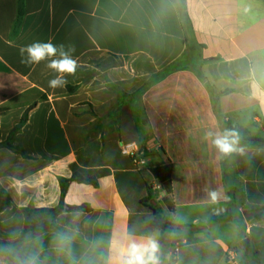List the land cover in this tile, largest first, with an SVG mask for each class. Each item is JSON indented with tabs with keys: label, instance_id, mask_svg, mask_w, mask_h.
<instances>
[{
	"label": "crops",
	"instance_id": "crops-1",
	"mask_svg": "<svg viewBox=\"0 0 264 264\" xmlns=\"http://www.w3.org/2000/svg\"><path fill=\"white\" fill-rule=\"evenodd\" d=\"M37 41L77 61L63 88L49 87L47 61L21 62ZM218 116L264 139V0H0V264H13L3 250L17 264H124L133 241H154L161 264H228L229 251L264 264L251 216L264 208V147ZM225 135L228 153L215 144ZM74 174L96 186L71 181L63 203L89 210L19 242L23 209L56 208ZM150 207L175 227L163 238Z\"/></svg>",
	"mask_w": 264,
	"mask_h": 264
},
{
	"label": "trees",
	"instance_id": "trees-1",
	"mask_svg": "<svg viewBox=\"0 0 264 264\" xmlns=\"http://www.w3.org/2000/svg\"><path fill=\"white\" fill-rule=\"evenodd\" d=\"M184 22L187 21V16L183 11ZM198 78L205 82V78L200 74L199 71H195ZM207 89L211 92V87L206 84ZM215 108L217 104L214 103ZM218 121L220 125L229 133V135L236 141H239L244 146L250 147H264V139L250 137L244 129L240 127H233L228 122H225L220 116H218ZM71 181H77L80 183L91 184L96 186V182L93 179H85L81 176L74 174L69 180L60 179L61 187V201L59 205L54 209H36L33 207H27L23 209L24 214V225L23 231L19 238V242H24L34 237H37L48 231H55L58 228L54 224V216L58 213L71 212V211H88L89 207L87 205L82 206H67L63 203V196L65 194L66 188ZM151 187L148 186L150 191ZM151 199V193L148 192L146 199L143 202L149 201ZM154 213V228L160 232L162 238L170 234L174 229V225L171 221L158 212L154 207H150ZM251 216L258 222H264V208L253 209ZM1 255L6 256L13 264H17L14 256L11 255L6 250L1 252ZM157 264H161V259L156 256Z\"/></svg>",
	"mask_w": 264,
	"mask_h": 264
},
{
	"label": "clouds",
	"instance_id": "clouds-1",
	"mask_svg": "<svg viewBox=\"0 0 264 264\" xmlns=\"http://www.w3.org/2000/svg\"><path fill=\"white\" fill-rule=\"evenodd\" d=\"M21 62L29 65L40 64L47 61L46 67L57 75L51 79L49 87L63 88L67 84L66 75H75L77 71V61L68 53L62 50V46H57L51 41L34 42L20 48ZM234 141H230L228 136L217 138L216 146L224 153L233 151ZM215 199V193L212 194ZM157 245L154 241L147 243L131 242L124 253V264H157Z\"/></svg>",
	"mask_w": 264,
	"mask_h": 264
},
{
	"label": "built area",
	"instance_id": "built-area-1",
	"mask_svg": "<svg viewBox=\"0 0 264 264\" xmlns=\"http://www.w3.org/2000/svg\"><path fill=\"white\" fill-rule=\"evenodd\" d=\"M122 155L127 156L131 159L133 165L139 169L145 166V159L139 153L134 144L122 145L120 148ZM180 245H176L174 248V254L179 251ZM226 262L228 264H240L232 251L227 252Z\"/></svg>",
	"mask_w": 264,
	"mask_h": 264
},
{
	"label": "water",
	"instance_id": "water-1",
	"mask_svg": "<svg viewBox=\"0 0 264 264\" xmlns=\"http://www.w3.org/2000/svg\"><path fill=\"white\" fill-rule=\"evenodd\" d=\"M244 247H246V246H244Z\"/></svg>",
	"mask_w": 264,
	"mask_h": 264
}]
</instances>
